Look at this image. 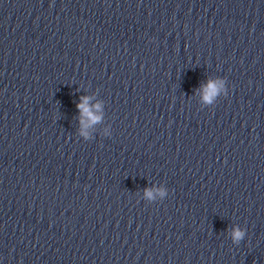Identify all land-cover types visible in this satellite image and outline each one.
I'll return each instance as SVG.
<instances>
[{
  "label": "water",
  "instance_id": "95a60500",
  "mask_svg": "<svg viewBox=\"0 0 264 264\" xmlns=\"http://www.w3.org/2000/svg\"><path fill=\"white\" fill-rule=\"evenodd\" d=\"M0 264H264V0H0Z\"/></svg>",
  "mask_w": 264,
  "mask_h": 264
},
{
  "label": "clouds",
  "instance_id": "9594fccd",
  "mask_svg": "<svg viewBox=\"0 0 264 264\" xmlns=\"http://www.w3.org/2000/svg\"><path fill=\"white\" fill-rule=\"evenodd\" d=\"M202 91V100L205 103H214L217 97L221 94L227 93L226 82L223 78H218L216 80L206 81L204 85L201 86ZM88 98L83 97L81 102L77 104L78 110L81 114L87 118L90 124L97 123L101 120V116L98 114H93L90 109L86 106ZM100 105H96V109L98 110ZM86 135V134H85ZM156 193L163 199L167 195V191L164 188L156 189ZM146 197L151 200L154 197V193L152 190H146ZM245 232L243 229L239 227H234L231 231V238L233 243H239L240 240L244 238Z\"/></svg>",
  "mask_w": 264,
  "mask_h": 264
}]
</instances>
